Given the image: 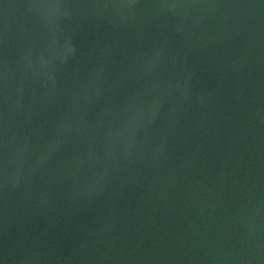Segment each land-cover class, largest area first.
I'll return each mask as SVG.
<instances>
[{
  "label": "water",
  "instance_id": "water-1",
  "mask_svg": "<svg viewBox=\"0 0 264 264\" xmlns=\"http://www.w3.org/2000/svg\"><path fill=\"white\" fill-rule=\"evenodd\" d=\"M0 264H264V0H0Z\"/></svg>",
  "mask_w": 264,
  "mask_h": 264
}]
</instances>
